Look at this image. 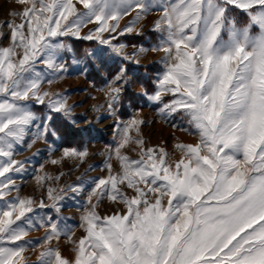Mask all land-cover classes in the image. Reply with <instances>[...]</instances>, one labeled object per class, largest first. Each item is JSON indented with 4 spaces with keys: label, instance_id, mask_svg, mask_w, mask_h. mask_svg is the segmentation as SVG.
I'll return each instance as SVG.
<instances>
[{
    "label": "snow or ice",
    "instance_id": "6c2138e0",
    "mask_svg": "<svg viewBox=\"0 0 264 264\" xmlns=\"http://www.w3.org/2000/svg\"><path fill=\"white\" fill-rule=\"evenodd\" d=\"M19 3L0 20V264H264V0ZM73 73L102 94L76 131L111 117L103 171L61 185L40 164L22 194L37 140L53 163L90 154L65 139L83 101L50 88ZM145 105L193 139L147 145Z\"/></svg>",
    "mask_w": 264,
    "mask_h": 264
},
{
    "label": "rangeland",
    "instance_id": "374dc122",
    "mask_svg": "<svg viewBox=\"0 0 264 264\" xmlns=\"http://www.w3.org/2000/svg\"><path fill=\"white\" fill-rule=\"evenodd\" d=\"M12 7H21L19 0H0V20H4ZM127 19V17L125 18ZM131 43H141L143 42V38L139 40L133 39L130 41ZM83 48V45H80ZM160 55V53H152L149 52L146 59H152L154 56ZM66 59L71 60V55H67ZM96 77V74L93 73L92 76H85L78 73H73L71 75H66L63 80L54 82L50 88L55 91L57 89H70L69 93V102L72 101H83V103H79L78 106L74 109L77 119L76 126H67L70 129V135L65 139L69 141V146L71 143H77L84 137V142L89 144L90 154L89 156L80 163V167H75L76 161L65 159L62 163H53L56 157L60 156L59 151H50L45 147L44 142L41 140H37L32 148L22 150L18 152L16 156L17 159L22 157L32 156L33 153L36 152L37 149H41L42 151L33 157L32 160L28 161L26 167L32 175L24 176V187L21 189L22 194L31 193L33 187L36 184L34 179L35 173L33 172V168L39 169V165H44V170L50 173L52 176H55L57 173L63 172L64 174L60 176L59 180H53L54 184H65L67 182L76 181L78 177L82 174L87 176H96L98 173H101L103 170L98 165L104 160L103 155H92V153H96L97 151H104V145L111 139V130L107 128L108 123L111 120L109 117L106 120H101L96 124V129L91 130V134L93 137H99V139L93 138L91 140L87 139L89 136V132H80L76 131V128H86L88 124V119H95V114L93 112L92 106L97 103H102V94L97 91L96 88L91 87L90 81H92ZM45 87H49V85L45 84ZM98 87V86H97ZM91 93V95H89ZM103 111V110H101ZM86 113V115H84ZM144 116L145 119L149 121L142 125V132L146 137V144L160 145L161 142H164L161 146H167L170 150L172 145L178 139H183L186 141L192 140L193 137L188 131L182 130L180 128H173L172 124L167 122L157 111L155 108L145 105L144 106ZM175 121H173L174 123ZM100 129H104V131H99ZM65 145H60L63 147ZM134 146V145H133ZM129 154L133 157L138 155L137 152L129 151ZM175 158V157H173ZM115 163V160L113 161ZM89 165H93L91 171H86ZM70 170V171H69ZM106 175L107 172L105 171ZM39 190V189H38ZM86 195V193H85ZM110 207L107 203L101 206V210L103 211L105 208ZM63 212L66 214H71L73 220L69 221V223H73L74 221L79 219V206L73 205L71 207H66L63 209ZM44 229H39V231H32L29 233L30 236H38L40 235ZM81 232L80 229H77V235ZM61 241L64 242V238H61ZM30 259H35V255L29 257Z\"/></svg>",
    "mask_w": 264,
    "mask_h": 264
}]
</instances>
